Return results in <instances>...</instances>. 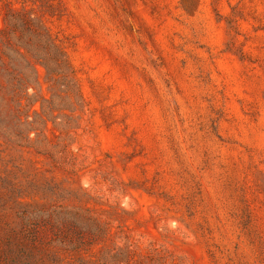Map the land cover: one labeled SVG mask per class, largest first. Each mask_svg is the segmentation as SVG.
Segmentation results:
<instances>
[{"label": "rangeland", "instance_id": "obj_1", "mask_svg": "<svg viewBox=\"0 0 264 264\" xmlns=\"http://www.w3.org/2000/svg\"><path fill=\"white\" fill-rule=\"evenodd\" d=\"M4 28L64 55L0 112V264H264V0H0Z\"/></svg>", "mask_w": 264, "mask_h": 264}, {"label": "trees", "instance_id": "obj_2", "mask_svg": "<svg viewBox=\"0 0 264 264\" xmlns=\"http://www.w3.org/2000/svg\"><path fill=\"white\" fill-rule=\"evenodd\" d=\"M24 4L26 0H23ZM16 17H12L14 20ZM21 19V18H19ZM8 17L5 24L10 23ZM18 22L13 23V28L18 29ZM23 25L24 21H21ZM31 35H30V32ZM10 28L0 29V112L15 111L22 107L23 99L28 109L36 103L33 94L28 91L33 88L30 74L31 69L35 77H39L36 65L47 67V63L54 58L63 57L64 52L57 45L48 47L41 43V34L27 29L26 33L16 38ZM3 102H6L3 105Z\"/></svg>", "mask_w": 264, "mask_h": 264}]
</instances>
